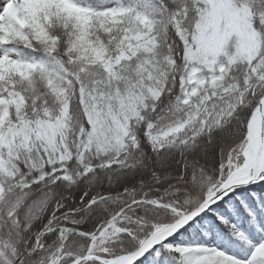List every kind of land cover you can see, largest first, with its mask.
<instances>
[{
    "label": "snow or ice",
    "instance_id": "obj_1",
    "mask_svg": "<svg viewBox=\"0 0 264 264\" xmlns=\"http://www.w3.org/2000/svg\"><path fill=\"white\" fill-rule=\"evenodd\" d=\"M0 264H264V0H0Z\"/></svg>",
    "mask_w": 264,
    "mask_h": 264
},
{
    "label": "trees",
    "instance_id": "obj_2",
    "mask_svg": "<svg viewBox=\"0 0 264 264\" xmlns=\"http://www.w3.org/2000/svg\"><path fill=\"white\" fill-rule=\"evenodd\" d=\"M196 227L199 228V230H200V236L197 237L195 235L196 228H193L191 230L192 231V236L191 237H186L184 239H189V238H191V239H200L201 237H205V233H208V236L205 237V238L209 239V240L211 239V230H212V222H211V220H205L202 225L198 224ZM215 231H216L217 235H219L220 229L217 228Z\"/></svg>",
    "mask_w": 264,
    "mask_h": 264
}]
</instances>
